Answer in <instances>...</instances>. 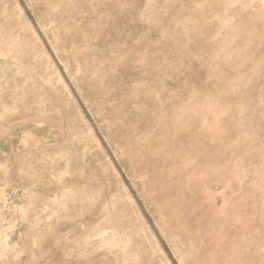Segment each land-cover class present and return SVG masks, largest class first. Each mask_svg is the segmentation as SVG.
Listing matches in <instances>:
<instances>
[{
  "label": "rangeland",
  "instance_id": "374dc122",
  "mask_svg": "<svg viewBox=\"0 0 264 264\" xmlns=\"http://www.w3.org/2000/svg\"><path fill=\"white\" fill-rule=\"evenodd\" d=\"M0 264H264V0H0Z\"/></svg>",
  "mask_w": 264,
  "mask_h": 264
}]
</instances>
